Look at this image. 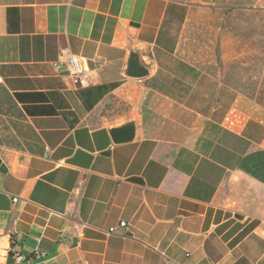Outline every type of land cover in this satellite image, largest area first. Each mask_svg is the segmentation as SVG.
Masks as SVG:
<instances>
[{
  "label": "crops",
  "instance_id": "1",
  "mask_svg": "<svg viewBox=\"0 0 264 264\" xmlns=\"http://www.w3.org/2000/svg\"><path fill=\"white\" fill-rule=\"evenodd\" d=\"M193 24L175 0H0V264H264V105Z\"/></svg>",
  "mask_w": 264,
  "mask_h": 264
},
{
  "label": "rangeland",
  "instance_id": "2",
  "mask_svg": "<svg viewBox=\"0 0 264 264\" xmlns=\"http://www.w3.org/2000/svg\"><path fill=\"white\" fill-rule=\"evenodd\" d=\"M175 1L195 11L189 33L206 48L205 67H214L215 57L217 68H232L239 86L256 89L254 98L264 105V0Z\"/></svg>",
  "mask_w": 264,
  "mask_h": 264
},
{
  "label": "built area",
  "instance_id": "3",
  "mask_svg": "<svg viewBox=\"0 0 264 264\" xmlns=\"http://www.w3.org/2000/svg\"><path fill=\"white\" fill-rule=\"evenodd\" d=\"M55 67L60 70H66L68 75L71 78L73 84L77 86H85L87 85V77L86 71L87 67L86 64L80 59L79 56L73 54L69 49H64L59 60L55 63ZM17 201V199H14ZM121 227H126L127 223L122 222ZM109 235L115 233V228L109 229L107 232ZM3 237L8 240L9 242L13 241L14 233L13 232H6L4 233ZM12 254L14 258V264H25L27 259L21 253L16 252L11 249L9 255Z\"/></svg>",
  "mask_w": 264,
  "mask_h": 264
},
{
  "label": "water",
  "instance_id": "4",
  "mask_svg": "<svg viewBox=\"0 0 264 264\" xmlns=\"http://www.w3.org/2000/svg\"><path fill=\"white\" fill-rule=\"evenodd\" d=\"M148 72H149L148 69L145 66L141 65L138 55L134 54L129 64L128 76L132 78L140 79L146 77L148 75ZM110 134L114 144H125L132 142L136 134V125L134 122H130L121 127L113 128L110 131ZM0 171L3 173L7 172V168L2 163L1 159H0ZM14 263L15 262L13 255L10 254L8 257L7 264H14Z\"/></svg>",
  "mask_w": 264,
  "mask_h": 264
},
{
  "label": "trees",
  "instance_id": "5",
  "mask_svg": "<svg viewBox=\"0 0 264 264\" xmlns=\"http://www.w3.org/2000/svg\"><path fill=\"white\" fill-rule=\"evenodd\" d=\"M256 94V89L254 90V93L252 92V97H254Z\"/></svg>",
  "mask_w": 264,
  "mask_h": 264
}]
</instances>
